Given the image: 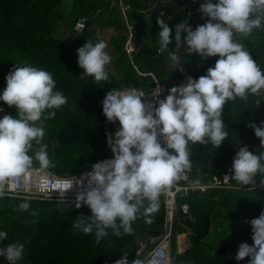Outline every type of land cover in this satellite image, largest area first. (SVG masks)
<instances>
[{
  "label": "trees",
  "instance_id": "obj_1",
  "mask_svg": "<svg viewBox=\"0 0 264 264\" xmlns=\"http://www.w3.org/2000/svg\"><path fill=\"white\" fill-rule=\"evenodd\" d=\"M117 0H0V84L3 77L16 64L43 68L52 73L56 90L68 99L65 105L55 109L56 116L44 119L43 144L48 145L50 159L55 167L48 170L62 175L76 173L84 166L112 157L107 145L106 133H114L118 121L109 123L102 112L101 99L112 88H147L154 82L149 76H139L123 50L125 27ZM129 8L126 15L136 34L138 50L134 62L139 70L152 72L159 82L176 76L168 72L171 65L167 53L177 51L178 62L195 78L204 75L214 65L218 56L201 59L197 53L190 54L187 45L175 48L172 40L166 52L159 50L158 16L169 23L170 28L186 21L194 29L204 23L199 8L202 0H124ZM215 2V0H213ZM169 8H175V11ZM63 10H68L65 16ZM86 18V26L76 32L73 28L78 18ZM61 29V34H57ZM109 31L105 51L111 61L105 66L109 82H95L93 77L83 75L77 64L76 49L84 42L99 41L98 33ZM250 51L258 66L264 70V29H254L248 37L236 35ZM159 51V52H158ZM160 56L156 62L154 58ZM11 115L16 114L10 106ZM223 121L229 135L218 148L210 143L189 144L191 167L187 172L196 184L210 182L212 176L228 172L226 186L210 187L204 191L190 189L187 194H177L176 203H187L191 217L182 216L177 210L173 231L188 232V246L175 254L173 264H247L249 257L235 259L241 242L253 243L251 225L248 223L264 209V187L261 175L254 177V185H241L231 179V164L235 152L246 145L250 151H259V138L248 125L264 120V92L249 94L246 99L237 97L228 101L223 109ZM40 145L33 144L29 154ZM34 165L38 162L34 161ZM27 201L28 210L19 205ZM74 203L42 201L4 197L0 199V230L8 233L7 243L24 244L23 258L17 264H114L121 255H127L129 264L135 259L139 241H148L163 230L164 198L160 196L159 210L153 214L152 224L144 217L133 222V232L109 235L99 243L95 231L89 234L73 227L77 216H88L86 205L75 208ZM222 217L225 235L213 246L206 242L216 218ZM0 264H9L0 257Z\"/></svg>",
  "mask_w": 264,
  "mask_h": 264
},
{
  "label": "clouds",
  "instance_id": "obj_2",
  "mask_svg": "<svg viewBox=\"0 0 264 264\" xmlns=\"http://www.w3.org/2000/svg\"><path fill=\"white\" fill-rule=\"evenodd\" d=\"M204 23L194 29L186 21L170 28L162 17L156 18L159 28V50L166 52L172 40L175 48L198 53L201 59L218 56L213 66L197 78L189 76L182 85H173L160 98L161 87L153 91L151 110L142 99L145 93L136 88H112L102 100V112L109 123L118 121L114 133H106L112 157L95 162L87 173V183L77 192L73 206L86 205L88 216H77L73 227L84 234L95 231L97 243L111 233L119 237L133 232L134 221L144 217L152 224L160 207V195L170 190L181 174L190 169L189 144H211L218 148L229 135L223 121L224 105L237 97L264 92L262 70L236 35L248 37L254 29H264V0H202L199 5ZM106 42H84L76 49L77 64L83 75L94 81L109 82L105 66L111 56ZM171 63L178 62L177 51L167 53ZM175 69V68H174ZM6 85L0 90V112L4 105L15 106L16 114L0 116V199L8 192L30 184L34 161L40 170L55 167L50 159L48 145L43 144L44 119L56 116L55 109L67 103V97L56 90L52 73L31 65L16 64L5 75ZM259 138V151L240 146L232 158L231 179L238 186L254 183L257 173L264 187V120L249 125ZM158 137H162L163 146ZM40 145L33 154V144ZM77 184L81 181L76 180ZM73 182L66 186L69 189ZM50 181L39 191H49ZM65 189V190H66ZM20 209L28 210L25 201ZM248 223L253 243L241 242L235 259L249 257L247 264H264V209ZM8 233L0 230V241ZM24 244L12 242L0 246V257L9 264L23 258ZM114 264H129L128 256ZM131 264H161L156 258L134 259Z\"/></svg>",
  "mask_w": 264,
  "mask_h": 264
},
{
  "label": "built area",
  "instance_id": "obj_3",
  "mask_svg": "<svg viewBox=\"0 0 264 264\" xmlns=\"http://www.w3.org/2000/svg\"><path fill=\"white\" fill-rule=\"evenodd\" d=\"M120 15L125 27L126 38L123 44V50L127 55L129 62L131 63L133 69L137 72L139 76H149L154 84L151 87L147 88H136L140 92H144L145 95L142 99L150 107L148 110H151L152 101H153V91L161 87L164 91L160 93V98H163L167 95V90L173 85H182L187 82V78L191 76L195 77L185 71L177 63H171L168 66L167 71L176 73V76L167 78L163 82H159L156 76L148 71L144 72L139 70L138 66L134 62V55L138 50L136 45V34L132 25L129 23L126 15V10L129 8V5L124 2V0H117ZM86 26V18H78L73 26L76 32H80ZM159 52V51H158ZM175 68V69H174ZM6 84H0V90H3ZM120 88H133V87H120ZM105 96V95H104ZM103 96V98H104ZM101 99V104L102 100ZM4 102L0 101V105H3ZM10 106L4 105V112H0V116L5 113H10ZM163 146L164 142L162 137H158ZM93 164L84 166L81 170L76 173H67L58 175L50 172L48 169L40 170L39 165H34V171L30 174V184L28 186H21L14 191L8 192L5 197L8 198H18V199H28V200H42V201H64L74 203L77 192L83 190V185L87 183V173L91 170ZM45 178L50 181L49 191L41 193L39 191L40 186L45 182ZM228 172L224 171L221 177L216 175L212 176L210 182H204L201 184H196L193 179L190 178L187 172H183L178 180L175 181L174 185L170 190H165L161 193L160 196L164 198V222L163 230L160 234L156 236H150L148 241H139L138 247L135 251V258L137 259H151L156 258L161 261V264H173L174 256L180 250L175 249L174 253L171 250V238L173 233V221L177 210H179L182 216L190 218L189 206L187 203H176L177 194H187L190 189H197L204 191L210 187H222L226 186L228 183ZM76 180L81 181L80 184L76 183ZM73 182L72 186L69 189H66V186ZM66 189V190H65ZM83 205V204H82ZM175 232V241L176 245H180L179 236ZM142 254V255H141ZM139 256V257H137Z\"/></svg>",
  "mask_w": 264,
  "mask_h": 264
},
{
  "label": "rangeland",
  "instance_id": "obj_4",
  "mask_svg": "<svg viewBox=\"0 0 264 264\" xmlns=\"http://www.w3.org/2000/svg\"><path fill=\"white\" fill-rule=\"evenodd\" d=\"M68 0H65V3L67 2ZM67 4V3H66ZM67 6H69L67 4ZM193 10L195 11H200L199 8H193ZM62 11L64 12L65 16H68V10H63ZM61 29H58V32L57 34H61ZM109 31H105V32H99L98 33V38H99V41H104L106 42L107 44V36H109ZM3 84H6V81H5V76L3 77ZM5 87V86H4ZM255 183H253L252 185H254ZM225 223V221L223 220L222 217H218L216 218V220L213 221V224L210 228V233L209 235L207 236V238L205 239L206 242L210 245V246H213L215 245L224 235L226 232H223L222 230V226L223 224ZM184 235V238L182 239L181 241V244L180 245H176V241H175V231H173L172 233V238H171V250H172V253H174L175 249H179L180 251H183L187 246H188V232H185L183 233ZM180 239V238H179ZM179 251V252H180ZM142 255V254H141ZM139 257V256H137ZM137 259V258H135Z\"/></svg>",
  "mask_w": 264,
  "mask_h": 264
},
{
  "label": "water",
  "instance_id": "obj_5",
  "mask_svg": "<svg viewBox=\"0 0 264 264\" xmlns=\"http://www.w3.org/2000/svg\"><path fill=\"white\" fill-rule=\"evenodd\" d=\"M170 10H172V11H175V8H169ZM198 54V53H197ZM160 56H158V57H156V58H154L153 60H151V61H153V62H156L157 61V59L159 58ZM121 87H123V85L121 86Z\"/></svg>",
  "mask_w": 264,
  "mask_h": 264
},
{
  "label": "bare ground",
  "instance_id": "obj_6",
  "mask_svg": "<svg viewBox=\"0 0 264 264\" xmlns=\"http://www.w3.org/2000/svg\"><path fill=\"white\" fill-rule=\"evenodd\" d=\"M183 234V233H182ZM180 239H179V243L182 241V239L184 238V235H182V236H180L179 237Z\"/></svg>",
  "mask_w": 264,
  "mask_h": 264
},
{
  "label": "crops",
  "instance_id": "obj_7",
  "mask_svg": "<svg viewBox=\"0 0 264 264\" xmlns=\"http://www.w3.org/2000/svg\"><path fill=\"white\" fill-rule=\"evenodd\" d=\"M107 38H108V36H107ZM182 235H183V234H181L180 236H182ZM180 236H179V237H180ZM178 244H180V243H178Z\"/></svg>",
  "mask_w": 264,
  "mask_h": 264
}]
</instances>
